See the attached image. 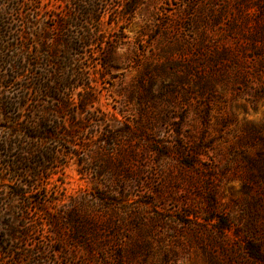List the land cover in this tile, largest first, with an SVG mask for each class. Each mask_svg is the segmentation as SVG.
Wrapping results in <instances>:
<instances>
[{
	"label": "rangeland",
	"instance_id": "1",
	"mask_svg": "<svg viewBox=\"0 0 264 264\" xmlns=\"http://www.w3.org/2000/svg\"><path fill=\"white\" fill-rule=\"evenodd\" d=\"M0 264H264V0H0Z\"/></svg>",
	"mask_w": 264,
	"mask_h": 264
}]
</instances>
